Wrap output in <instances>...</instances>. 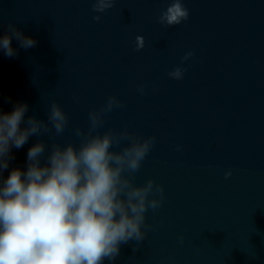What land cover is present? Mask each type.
<instances>
[{
    "label": "clouds",
    "instance_id": "9594fccd",
    "mask_svg": "<svg viewBox=\"0 0 264 264\" xmlns=\"http://www.w3.org/2000/svg\"><path fill=\"white\" fill-rule=\"evenodd\" d=\"M117 0H92V11L105 13ZM189 10L183 0H172L158 22L175 26L188 20ZM99 21V15L93 16ZM15 38L27 50L37 41L8 24L0 36V50L7 57L18 55L12 47ZM135 51L145 47L143 36L135 39ZM189 51L181 63L190 59ZM186 69L176 67L168 73L182 80ZM137 91L143 95L145 89ZM123 107L115 96H109L98 110L89 112L87 131L77 127L79 148L69 143L51 145L47 162L41 165L45 143L37 142L27 153L26 171L13 168L6 179L11 148H22L32 136L49 133L50 138L63 134L68 116L55 101L51 103L47 122L34 116L25 120L27 103H17L11 113L0 114V264H104L114 262L120 246L146 238V213L158 209L164 199V188L149 179L134 184L129 174L139 171L142 162L156 142L155 136L141 138L127 129L99 133L105 115ZM26 126L21 128V124ZM54 130V133H53ZM128 142L121 150H113ZM182 150L179 146L177 151ZM231 172L225 173L227 179ZM183 242V236L179 237Z\"/></svg>",
    "mask_w": 264,
    "mask_h": 264
}]
</instances>
